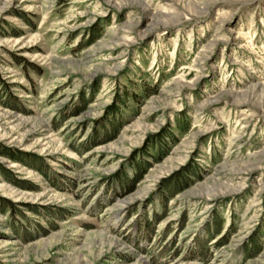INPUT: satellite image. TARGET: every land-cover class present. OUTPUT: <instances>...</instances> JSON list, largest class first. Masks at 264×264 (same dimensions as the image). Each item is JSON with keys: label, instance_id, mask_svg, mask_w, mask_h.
<instances>
[{"label": "rangeland", "instance_id": "rangeland-1", "mask_svg": "<svg viewBox=\"0 0 264 264\" xmlns=\"http://www.w3.org/2000/svg\"><path fill=\"white\" fill-rule=\"evenodd\" d=\"M0 264H264V0H0Z\"/></svg>", "mask_w": 264, "mask_h": 264}, {"label": "trees", "instance_id": "trees-1", "mask_svg": "<svg viewBox=\"0 0 264 264\" xmlns=\"http://www.w3.org/2000/svg\"><path fill=\"white\" fill-rule=\"evenodd\" d=\"M118 98V97H117ZM110 108H112V107H108V108H106V112H105V115L106 116H108V115H111V114H114L115 113V110H110ZM147 141H149L148 139H147ZM138 153V151L136 152V153H133L134 155H133V157L134 156H136V154ZM14 158V157H13ZM185 168V167H184ZM182 170V169H181ZM184 170H186V168L184 169ZM187 174H189L188 173V171H185ZM141 174H142V169H141V171L140 170H136L135 171V173L133 174V176L129 179V185H128V187L130 186H133V184L138 180V178L141 176ZM176 175H179V173H175V176H173L174 178H177L176 177ZM180 178V177H179Z\"/></svg>", "mask_w": 264, "mask_h": 264}]
</instances>
